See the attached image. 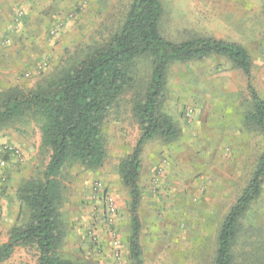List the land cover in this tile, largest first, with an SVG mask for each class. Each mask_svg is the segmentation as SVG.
Returning a JSON list of instances; mask_svg holds the SVG:
<instances>
[{"label":"rangeland","instance_id":"1","mask_svg":"<svg viewBox=\"0 0 264 264\" xmlns=\"http://www.w3.org/2000/svg\"><path fill=\"white\" fill-rule=\"evenodd\" d=\"M131 1L0 0V20L14 19L22 27L34 21L38 26L34 30V25L32 31L15 28L14 35L20 38L19 42L24 37L27 52L13 74V82L0 89V93L11 87L29 90L66 61L105 43L122 24ZM161 4L159 29L169 41L178 43L199 35L241 45L251 59L252 84L264 100V0H161ZM15 22L10 20L7 25L15 26ZM35 38L39 40L37 46H33ZM15 60L18 63V56ZM151 71L148 58L136 59L130 68L133 86L119 98L103 126L104 165L87 170L74 164L65 168L59 178V213L65 231L59 250L62 259L82 264H114L110 253L105 254L88 235L93 230L100 241L101 233L95 224L100 229L105 226L103 212L109 199L116 210L115 228L122 252L119 264H136L130 258L128 246V189L120 180L118 164L131 153L139 137L133 99L145 92ZM161 111L180 129V137L169 144L154 138L146 143L141 155V163L152 168H148L149 187L139 186L140 264H213L220 225L264 151L263 134L246 121L251 111L246 79L223 57L172 64ZM40 141L39 125L32 119L0 129V146L10 145L21 152V164L27 163L28 179L41 178L48 162V151ZM9 163L4 171L21 165L15 160ZM1 174L6 180L0 178V222L8 178L5 172ZM28 179L21 181L18 188ZM96 183H102L98 190ZM18 188L13 198L19 204V221L8 233L12 227L25 223L28 216L27 208L18 199ZM76 211L82 215L78 231L71 221ZM244 228L246 235L240 236L235 247L238 262L244 252L255 254L257 248L264 247V184L263 194L252 204ZM108 244L105 239L103 245ZM36 261V249L26 247L16 249L2 264Z\"/></svg>","mask_w":264,"mask_h":264},{"label":"trees","instance_id":"2","mask_svg":"<svg viewBox=\"0 0 264 264\" xmlns=\"http://www.w3.org/2000/svg\"><path fill=\"white\" fill-rule=\"evenodd\" d=\"M162 13L161 0H132L122 24L105 43L66 61L29 90L11 87L0 93V129L25 119L36 121L41 147L49 154L41 178L28 179L17 190L28 216L25 223L11 228L8 241L0 245V264L16 249L26 247L36 249V264H82L59 256L65 233L59 213V178L74 164L87 170L104 165L103 126L119 98L133 86L130 68L136 59L150 60L151 77L145 92L133 99L139 137L131 153L118 164L120 180L129 195L128 246L134 263L140 264L142 256L138 182L143 148L154 138L169 144L180 137V129L161 111L172 64L201 62L213 56L227 59L246 79L251 99L246 121L264 137V100L252 84L248 52L235 42L199 35L178 43L169 41L160 33ZM263 184L264 151L220 225L213 264H264V247L257 248L255 254L241 253L244 256L239 262L235 252L240 236L246 235L248 212L263 194Z\"/></svg>","mask_w":264,"mask_h":264},{"label":"crops","instance_id":"3","mask_svg":"<svg viewBox=\"0 0 264 264\" xmlns=\"http://www.w3.org/2000/svg\"><path fill=\"white\" fill-rule=\"evenodd\" d=\"M0 18H2V15H0ZM10 20L13 23L15 22L14 19H7V20L4 19L3 21L0 20V31L2 32V34H0V45L4 47L0 49V89L7 88L13 82V79H14L13 74H15V71L19 69L20 67L19 62L23 61L25 52H27V44L23 43L24 37L19 42L20 38H16V36L14 35L15 28L19 26V29H20L22 25L21 24L18 25L15 22V26H9L7 24L10 23ZM35 23L36 22L34 21H32V23L30 24L25 23L21 29L24 30L25 28L28 30L30 29L32 31ZM37 27L38 26L36 24L34 26V30L37 29ZM32 41L35 44L33 46H37L39 40L35 38V39H32ZM30 49H32V46H29V50ZM17 56H18V63L15 60L17 59ZM7 141L12 142L11 139H7ZM146 145L147 144H145L143 148V152H144ZM22 148L24 152L26 153V155L29 154V150L28 148H26V146L22 145ZM143 152H142V155H143ZM141 160H142V156H141ZM149 166L150 164L148 163H141L140 178L138 182L140 187H145L146 189L149 187L151 183L150 178H149L150 176H148ZM151 168L152 167H150L149 170H151ZM4 172L5 174H7L8 178L6 182V188H7L6 196L4 199V210L5 211H4L3 219L0 222V232H1L0 245L8 241L9 228L19 221L17 220V217L20 212L19 204L17 202V199H14L13 197L16 193V189L18 188L19 183L29 178V171H27V163L21 164L17 168H12ZM80 213H81L80 211H76L73 214V217L71 219V221L73 222V225L75 226L74 229H77V231L81 223L82 215H80ZM95 225H96V228H99L98 231L101 233L99 246L102 247L103 252H105L106 254L107 252H109L110 245L108 244L107 247L103 245L105 242V239L109 241L107 235H105L106 234L105 226L103 225L102 229H100L99 224H95ZM71 239L73 240L72 244L76 243V241L73 238ZM77 246L78 245H75V248H77Z\"/></svg>","mask_w":264,"mask_h":264},{"label":"built area","instance_id":"4","mask_svg":"<svg viewBox=\"0 0 264 264\" xmlns=\"http://www.w3.org/2000/svg\"><path fill=\"white\" fill-rule=\"evenodd\" d=\"M51 35H55L54 31L50 32ZM9 160H15L18 164L23 162L21 152L10 145H1L0 146V174L4 172L5 168L9 166ZM4 174V173H3ZM2 180H6V177L2 174L0 175ZM155 182V180H154ZM102 187V183H96L95 190H98ZM1 214V210H0ZM103 219L105 221V230L106 235L110 243V256L114 260V264H119L121 262V244L118 240V232L115 228V219H116V210L113 206L111 200L107 199L105 203V208L103 212ZM88 235L92 238L93 243L99 246V239L96 237V233L93 230L88 231Z\"/></svg>","mask_w":264,"mask_h":264}]
</instances>
